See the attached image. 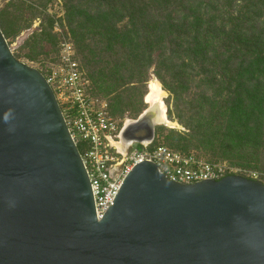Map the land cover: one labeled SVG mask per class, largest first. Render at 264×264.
<instances>
[{"label":"water","instance_id":"1","mask_svg":"<svg viewBox=\"0 0 264 264\" xmlns=\"http://www.w3.org/2000/svg\"><path fill=\"white\" fill-rule=\"evenodd\" d=\"M159 126L147 110L123 125L124 151ZM0 264H264V183L183 185L144 161L98 221L52 88L0 30Z\"/></svg>","mask_w":264,"mask_h":264},{"label":"trees","instance_id":"2","mask_svg":"<svg viewBox=\"0 0 264 264\" xmlns=\"http://www.w3.org/2000/svg\"><path fill=\"white\" fill-rule=\"evenodd\" d=\"M60 1L61 26L94 67L90 81L112 96L113 115L123 114L153 75L190 137L218 143L227 160L264 173V0ZM38 10L21 12L10 33L0 21L5 39L35 19L48 23L42 20L39 37L50 35L52 16ZM167 117L173 121L171 112Z\"/></svg>","mask_w":264,"mask_h":264},{"label":"built area","instance_id":"3","mask_svg":"<svg viewBox=\"0 0 264 264\" xmlns=\"http://www.w3.org/2000/svg\"><path fill=\"white\" fill-rule=\"evenodd\" d=\"M61 53V65L46 81L60 106L71 139L78 149L93 195L95 214L102 220L127 175L146 161L155 164L168 180L193 185L204 180H220L233 175L226 163L210 162L194 153H181L162 144L129 145L121 153L119 143L122 126L107 113L106 105L96 106L87 93V80L80 65L73 59L71 47ZM79 151V150H78Z\"/></svg>","mask_w":264,"mask_h":264},{"label":"rangeland","instance_id":"4","mask_svg":"<svg viewBox=\"0 0 264 264\" xmlns=\"http://www.w3.org/2000/svg\"><path fill=\"white\" fill-rule=\"evenodd\" d=\"M14 7L18 8V12H14ZM36 9H44L45 12L52 16L53 30L50 35L46 34L44 36L45 38L39 37L38 33L40 31L37 29L40 28L43 19H35L30 23L28 28L20 31L16 36H11L9 34L6 41L12 54L19 62L38 70L44 77H49L50 74L61 65V53L62 50L65 49L63 47L69 45L73 53V59L80 65L86 78L89 79L87 93L93 103L98 107L106 105L107 113L119 124V126L126 125L127 122L130 123L131 121H135L147 110L148 106L145 102V95H147L149 82L156 79L153 75L149 77V80L144 86H137L136 96L131 101L130 107H127L123 114L113 115L110 112L112 96L103 95L98 91L94 83L90 81V74L95 72L94 67H92V64H86V58L84 59V57H82L72 37L67 34L68 32L66 33L61 26L60 19L63 18L64 8L60 0H0V21L6 23L3 29L7 33H10L8 28L11 27V29H16L20 27L19 19H17L20 13L23 12L24 15L27 16ZM45 20L46 19H44V23H42L44 27L48 25L47 22L45 23ZM43 47L48 48L47 52H42L41 49ZM194 91H192V96ZM164 92L166 93L164 104L167 111L171 112L173 122L178 126L172 129L167 125H163L164 130H158L157 127L155 138L159 143H163L175 151L194 153L197 157L206 161L226 163L227 166L234 170L233 175L251 177L254 180L264 183V173L247 170L242 166H237L236 162L224 158L220 144H210L209 142L200 143V140L197 138L190 137L184 125L176 118V111L173 106L174 103L170 100L169 93L166 91ZM192 96H190V99H192Z\"/></svg>","mask_w":264,"mask_h":264},{"label":"bare ground","instance_id":"5","mask_svg":"<svg viewBox=\"0 0 264 264\" xmlns=\"http://www.w3.org/2000/svg\"><path fill=\"white\" fill-rule=\"evenodd\" d=\"M166 93L162 90L161 84L156 80L153 79L148 84V93L145 96V102L147 107V111H153L156 114V123L158 125H167L168 127L174 129L178 125L168 120L167 118V108L164 104V97ZM131 123V122H130ZM129 122L126 123L128 125ZM114 147H116L121 153H124V144L119 142H113Z\"/></svg>","mask_w":264,"mask_h":264}]
</instances>
